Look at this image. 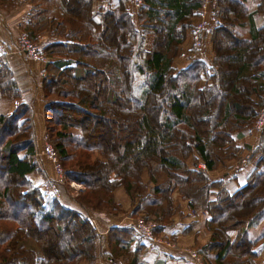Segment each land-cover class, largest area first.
<instances>
[{
    "label": "trees",
    "instance_id": "16d2710c",
    "mask_svg": "<svg viewBox=\"0 0 264 264\" xmlns=\"http://www.w3.org/2000/svg\"><path fill=\"white\" fill-rule=\"evenodd\" d=\"M19 1L0 0V10ZM31 2L25 32L48 59L42 81L47 137L66 181L85 187L77 195L79 206L119 214L115 191L122 187L131 215L155 221L153 234L161 235L185 202L206 215L212 235L197 250L214 254L208 264H257L254 248L264 240V129L254 150L258 161L244 184L232 189L229 175L217 178L215 171L238 157L235 138L254 130L264 106V26L255 23L264 14V0L254 11L247 0H216L218 22L205 32L213 59L191 57L181 69L173 62L202 0H142L133 12L119 1L82 0V15L70 0ZM148 35L154 36L151 50ZM191 53L198 54L195 48ZM19 98L13 71L0 54V100ZM119 111L133 124L118 125L123 143L115 155L79 120L97 124ZM34 152L29 106L0 112L1 263L95 264L96 229L81 211L45 193L44 182L28 176L40 172ZM20 200L21 215L13 212ZM134 224L110 230L111 259L143 264L138 255L145 245ZM53 230L70 235L61 253L43 237ZM26 238L37 249L26 247Z\"/></svg>",
    "mask_w": 264,
    "mask_h": 264
},
{
    "label": "crops",
    "instance_id": "0c3cea01",
    "mask_svg": "<svg viewBox=\"0 0 264 264\" xmlns=\"http://www.w3.org/2000/svg\"><path fill=\"white\" fill-rule=\"evenodd\" d=\"M118 1L125 3L126 7L131 12L136 8L133 5L132 0H110V2L113 3H117ZM259 2L260 0H247L246 3L247 6L254 11ZM97 4L100 5L102 3L96 2V6ZM104 4H106V2ZM31 8V0H20L15 8L8 9V11L0 10V42L6 47L5 56L21 92V98L12 103L4 104L3 101L0 100V109L4 112H10L14 110L13 106L15 102L19 105L27 104L29 106L31 110L33 136L35 141L34 157L42 174L37 175L36 173H32L28 176L33 182L42 184L45 177L56 178V175L58 176L53 161L44 153V148L49 143V139L47 137L44 118L45 97L42 89V81L46 73L45 70L48 59H33L28 54L17 52L20 37L26 33V19ZM217 22L213 25H216ZM255 23L258 27L264 26V14L257 16L255 18ZM204 38V47L201 50L195 49L198 54L194 55L191 53L193 50V38L188 32L185 42L181 45V50L175 57L173 66L177 69L185 68L189 64L191 57L198 56L204 58L208 62L209 60L211 61L214 57V52L210 43L211 41H209V34H207L206 37L204 35ZM39 40L45 42L46 37L39 36ZM38 44L41 48V43L38 42ZM41 50L42 48L40 51ZM260 134L261 132L255 130L240 133L235 138V144L239 147L238 157L227 161L215 171V176L217 178L229 175L228 179L230 178V180L228 181V184L232 189L244 184L249 175L255 169L259 155H255L254 150L259 142ZM75 184L77 183L75 182ZM69 185L70 186L68 187L61 186L60 192L58 190L57 195L63 204L81 211L84 216L90 220L99 235V239L97 240V257L95 264H106L109 259L113 258L111 256L114 251L109 241L110 230L113 228L132 226L134 223V217L131 215L132 208L128 196L122 187L115 191V196L121 203L123 209V212L119 214L112 215L103 211L92 212L82 209L76 201L78 192L82 191L84 187L82 186V188L78 190L79 187L77 185H75V187H73L71 183H69ZM75 192H77V195L74 196L73 194ZM179 199L178 195L175 194L174 200L179 203ZM180 204L181 211L177 212L172 217V223L164 227L160 236L169 237L175 240L178 245H196V241H199L201 244L207 242L209 239V231L206 227V215L189 210L185 202H180ZM142 238L140 243L145 245V247H143L138 256L140 262L143 264H199L198 261L191 259L189 255L181 249H167L163 246H158L152 249L150 247V239ZM136 245H138L136 241L132 242V248H135ZM195 247H197V245ZM256 250L259 252V258H261L260 261H258L259 258L257 259L258 264H264V240L258 244ZM79 264L90 263L81 260ZM203 264L206 263L203 261Z\"/></svg>",
    "mask_w": 264,
    "mask_h": 264
},
{
    "label": "built area",
    "instance_id": "2783aa9c",
    "mask_svg": "<svg viewBox=\"0 0 264 264\" xmlns=\"http://www.w3.org/2000/svg\"><path fill=\"white\" fill-rule=\"evenodd\" d=\"M133 5L136 8H139L142 5V0H132ZM216 11V0H203L202 7L196 15L193 26L191 28V35L193 38V47L195 49H201L203 46V37L208 29L217 22V16L215 15ZM17 52L21 54H28L33 59H43L46 58L45 55L40 51V46L37 42L28 37V35L23 34L20 37L19 44L17 47ZM6 53V47H4L0 42V54ZM19 104L15 102L14 107L17 108ZM253 129L257 132H261L264 129V106L260 109L258 117L254 123ZM44 153L53 161L55 169L58 174V179L48 180L47 189L52 193L57 192L58 184L63 180L65 174L64 170L60 166L57 158V153L53 148L52 144L48 143L44 148ZM73 187L77 185L79 188H82V184H71ZM78 188V189H79ZM136 229L141 237L145 239H150V247L153 249L158 246H163L167 249H175L176 243L170 239L163 237H156L153 234V225L147 222L142 216L136 221ZM190 257L194 260H199L198 254L193 249H187L185 251ZM106 264H125L117 259H109Z\"/></svg>",
    "mask_w": 264,
    "mask_h": 264
},
{
    "label": "rangeland",
    "instance_id": "374dc122",
    "mask_svg": "<svg viewBox=\"0 0 264 264\" xmlns=\"http://www.w3.org/2000/svg\"><path fill=\"white\" fill-rule=\"evenodd\" d=\"M81 2H82V0H70V4L72 5V7L76 8L78 10V13H80L82 15L86 11V8L83 7V4ZM59 15L60 16H63L62 13L61 14L59 13ZM195 18H196V16L192 19V25L194 23ZM189 33H190V31H189ZM153 41H154V36L153 35H148V38H147V50H151L152 49ZM142 85L143 84H142V80H141L140 81V86L141 87L139 88L140 91H141V89L144 86V85L143 86ZM14 108L15 107L13 106V109ZM0 112H4V111L2 109H0ZM222 112H223V110H222ZM80 121H82V123H83L84 126H87L88 127V129H89L88 133L90 135L94 136L95 140L103 143L105 145L106 150L109 151V152H113L115 155H118L120 153V150H121V147H122V143H123V141L117 136L118 134H117L116 131L118 130V128H117L118 125H120L121 128H123V126H125L127 124H131V125L133 124V118H129V116H127L126 114L121 113L120 111L119 112H116V113H113L111 115H108L107 114L104 117V119H101V121L99 123H97V124H95L92 120H89V119H84V120L83 119H80L79 122ZM118 122L120 124H118ZM111 127L114 129V132H110L109 133L108 130H110ZM48 142H49V140H48ZM111 146H112V148H111ZM105 162H106V160H105ZM1 165H5L4 162ZM54 172H55V169H54ZM36 174L39 175V174H42V173L41 172H37ZM57 177L58 176L56 175V178H52V179L55 180V179H57ZM47 180H48V176L44 178V183L42 184L43 185L42 188H44L43 191L45 193H47V192L49 193V191L47 190ZM70 183L72 184V182H70ZM61 186L62 187H68V186H70L69 183L66 181V177L65 176H64L63 180L60 181L59 184H58V190H59V192H60ZM83 187H84V185H83ZM79 189H81V188H79ZM84 189H85V187L83 188L82 191L78 192V194H80L81 192H83ZM54 194L57 195V192L54 193ZM73 195L74 196L77 195V192H75ZM76 199H77V197H76ZM21 203H22V200L18 201V203H16L14 205L15 206L14 207L15 209L13 211L14 213H17V214H20L21 215ZM139 217L133 218L135 224H136V221L138 220ZM147 222L151 223L153 225V229H154V227L156 226V222L153 221V220H147ZM79 235H78V237H81V232L79 233ZM211 235H212L211 232H209V239H208V241H210ZM69 236L70 235H68L67 233H61V232L58 233L56 230H53V231H49L48 233L46 232L43 237H44V239H46V240L48 239L49 240L50 245H51V248L53 250H55V251L57 250L58 252H60L62 250H65V246H66V243L69 240ZM155 236L156 237H163V236H160V235H155ZM163 238L170 239L173 242H175L176 245H177L175 249H181L183 251H187V249H193L194 251H196L197 254H198L199 260H195V261H198L199 264H203V261L206 264H208V262L206 261V258H209L210 260H213L214 254H212V255L210 254L209 256H203L202 254L199 253V250H197V248H199L201 246L200 245L201 243H199V241L198 242L196 241L195 243H196L197 246L198 245H200V246L195 247L196 245H191V244H186V243H185L186 245H184V244L178 245V243L175 240H173V239H171L169 237H163ZM200 242H204V241H200ZM23 244L26 247H28V248L37 249V245L31 239L26 238L23 241ZM68 244L70 246H72L73 245L72 240L69 241ZM255 249L256 248H254V250ZM260 260H261V258L258 259V261H260ZM258 261L256 262L257 264H258ZM0 264H2L1 261H0Z\"/></svg>",
    "mask_w": 264,
    "mask_h": 264
}]
</instances>
